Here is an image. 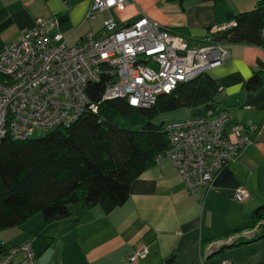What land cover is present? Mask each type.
Instances as JSON below:
<instances>
[{
	"label": "crops",
	"instance_id": "1",
	"mask_svg": "<svg viewBox=\"0 0 264 264\" xmlns=\"http://www.w3.org/2000/svg\"><path fill=\"white\" fill-rule=\"evenodd\" d=\"M257 1L133 0L127 21L146 16L197 42L220 26L224 11L249 12ZM89 5L90 0H0V48L17 40L20 30L32 27L37 19L48 18L56 20L55 31L67 44L75 45L88 32L101 29H94L95 20H85ZM111 15L115 17L114 12ZM227 46L229 57L206 74L220 88L218 108L228 112L230 125L242 126L252 143L217 173L209 188L193 195L173 163L160 158L132 183L128 200L105 216L97 208L74 205L78 221L65 220L70 228L62 237L65 243L73 237L79 243L70 244L78 253L72 250L65 255L70 264H156L171 254L173 264H264V237L258 225L250 227L252 210L264 203V79L254 92L243 88L253 73L264 76V49L252 44ZM188 111L185 118L200 112ZM240 188L247 196L237 202L234 193ZM43 223L36 214L20 227L1 232L0 246L6 250L29 242L37 257L35 240L29 235ZM140 246L147 248L148 255L129 262Z\"/></svg>",
	"mask_w": 264,
	"mask_h": 264
},
{
	"label": "built area",
	"instance_id": "2",
	"mask_svg": "<svg viewBox=\"0 0 264 264\" xmlns=\"http://www.w3.org/2000/svg\"><path fill=\"white\" fill-rule=\"evenodd\" d=\"M132 2L90 0L85 20L102 13L107 18L99 31L88 32L75 45L68 46L55 31L56 20L48 18L37 19L20 30L17 40L0 48V142L28 140L35 132L73 123L85 111L96 112L85 91L103 74L112 80L102 100L122 98L131 107L147 109L158 95L169 94L229 57L227 44L208 36L194 42L146 16L127 21ZM111 12L123 16L116 21ZM232 25L225 23L210 33ZM260 36L264 49V28ZM162 127L169 140L162 158L173 163L191 195L209 188L217 173L252 143L242 126L229 124L228 112L222 109L200 111ZM246 196L240 188L234 200L242 202ZM148 253L140 246L128 261L136 263ZM0 264H36L31 244L8 250L1 244Z\"/></svg>",
	"mask_w": 264,
	"mask_h": 264
},
{
	"label": "trees",
	"instance_id": "3",
	"mask_svg": "<svg viewBox=\"0 0 264 264\" xmlns=\"http://www.w3.org/2000/svg\"><path fill=\"white\" fill-rule=\"evenodd\" d=\"M221 20L220 26L233 25L213 33L209 30L208 37L227 44L262 45L264 0H258L249 12L226 10ZM263 79L261 72H255L243 88L254 92ZM111 80L103 74L86 87L96 112L85 111L73 123L40 137L0 142V232L18 228L36 214L45 224L68 220L74 216V205L111 212L128 200L132 183L169 147L162 123L154 121L158 114L177 109L219 110L220 88L206 73L178 84L169 94L158 95L147 109L131 107L122 98L102 100ZM256 225L264 237V203L250 214V227ZM174 260L171 254L156 264H173Z\"/></svg>",
	"mask_w": 264,
	"mask_h": 264
},
{
	"label": "rangeland",
	"instance_id": "4",
	"mask_svg": "<svg viewBox=\"0 0 264 264\" xmlns=\"http://www.w3.org/2000/svg\"><path fill=\"white\" fill-rule=\"evenodd\" d=\"M122 16H123L122 14L115 13L114 18L116 19L117 17L119 18ZM105 17H106L105 14L99 15L95 19V21L92 22L95 30H98L101 28L102 22L104 21ZM67 45L71 46L70 44H67ZM188 110L189 109H177V110H173V111H170L167 113L158 114L154 121L156 123H162V125H163L165 122L172 121L174 119H180V118L185 119V114L187 113ZM44 134L45 133H43V132H35L33 135V138L40 137ZM78 206H80V205H78ZM96 208L104 216L107 214L101 208H99V207H96ZM75 211H77V209H74V212ZM91 212H93V211H91ZM68 220H77L78 221L77 217H75V216H73L72 218H70ZM64 221L55 222L52 224L43 223L41 226H38L31 235H29L31 240L32 239L35 240V246H36L35 249H36V253H37L36 264H58V260H60L62 262V264L72 263V262H69L70 259L68 260L65 257V255H67V253L71 254L70 252L72 250H75L78 253L77 248L75 246H74V248H71L70 244L74 243V244L78 245L79 243L74 240V237H73V239L72 238L70 239V243L64 242V240L62 239V237L64 235L63 231L65 230V228L67 229V227L70 226V225L65 224ZM82 221H84V220L82 219L81 223H82ZM74 223H76V222H73V224ZM68 228H70V227H68ZM7 230H10V229H7ZM3 231H5V230H3ZM3 231H1V232H3ZM0 240H1V238H0ZM8 249H10V248H8ZM8 249H6V250H8Z\"/></svg>",
	"mask_w": 264,
	"mask_h": 264
}]
</instances>
